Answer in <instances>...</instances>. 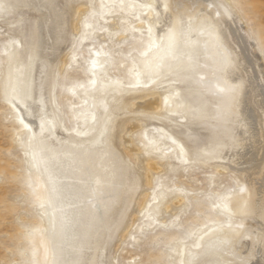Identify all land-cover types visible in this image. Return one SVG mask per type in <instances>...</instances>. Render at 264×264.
<instances>
[{"label":"rangeland","instance_id":"obj_1","mask_svg":"<svg viewBox=\"0 0 264 264\" xmlns=\"http://www.w3.org/2000/svg\"><path fill=\"white\" fill-rule=\"evenodd\" d=\"M142 1L0 0V264L49 260L44 185L31 163L34 139L29 135V146L23 144L25 124L9 98L20 64L18 91L23 97L38 90L43 113L57 119L48 124L55 157L79 200L72 232L62 235L61 227L52 245L51 264H88L93 256H108L109 264H264L255 245L264 239V193L256 175L247 176L249 167L233 164L246 152L237 143L243 117L236 114L238 86L228 77L236 71V52L218 28H224L221 2L240 16L264 58V0H160L161 15ZM192 12L199 23L191 32L198 47L194 71L184 47L182 58H161L158 83L141 75L140 62L151 61L150 52L161 47L152 30L177 23L187 31ZM176 88L187 98L185 90H199L192 113ZM157 99L158 110L145 107ZM98 128L100 142L93 146ZM219 142L228 158L222 162ZM243 204L248 212L237 211ZM214 227L241 231L195 251Z\"/></svg>","mask_w":264,"mask_h":264},{"label":"bare ground","instance_id":"obj_2","mask_svg":"<svg viewBox=\"0 0 264 264\" xmlns=\"http://www.w3.org/2000/svg\"><path fill=\"white\" fill-rule=\"evenodd\" d=\"M217 1L218 0H216V2ZM143 3L144 4L150 3L154 5L155 7L154 12L156 15L162 14L161 7L163 9V4L160 2V0H146V1H142V4ZM218 3L221 4V7L223 6L225 8L224 11H221L223 12V14H222V17H220L221 21L223 22L224 28L222 30L221 27L218 26V28H220L221 30L219 32H221L222 35L224 34L223 36V38L225 39L224 41L229 42L231 47H233L236 52V55H235V60L237 62V64L235 65L236 71L231 70L228 77H229V80L232 81L234 85L238 86L239 95L237 97V102L239 103V105H238V111L236 112V114L243 116L240 119V121H238L239 122L238 127H239V132L241 134V139H239V141L237 140L238 141L237 143L239 144V147L246 150V152L243 153L244 156L242 159L235 161L233 164L236 167H242V166H247V168L249 167L248 168L249 171H247V168L244 169L243 167L240 169L246 170L248 174L247 176L251 175L250 180L254 179V178L252 179V177H254L252 175H256L255 178L260 184L259 189H262L261 193L262 192L264 193V169L262 173L260 171L261 170L260 167L262 168L263 167L262 165L264 164V137H263L264 136V58L262 56V53L256 48V44L252 40V37L250 34L251 31H249V28L247 26L242 24V19L240 18V16L233 13L230 8H229L230 10H228V8H226L224 3L223 4L221 2H218ZM170 12H172V10ZM178 14L179 13H177L176 15ZM169 15H171V13ZM196 15H197L196 13L192 12L191 15L187 16L186 24L189 27V30L187 31H186V27L179 29L177 23L176 25L170 26L166 31H162L161 33L159 30H157V27H155L152 30L153 36L157 40V43L161 45V47L159 49L154 48L153 51L150 52V55L152 56L151 61L149 62L141 61L140 62L139 67H138V72L141 75L151 74L155 77L156 82L158 83V81L161 80V77H162L161 74L163 73V70L161 69V64H162L161 58L166 55L168 56L167 59H171L174 57L182 58L181 52L184 50V47L187 48L190 54L189 58L191 59V61L189 64H190L191 71L192 70L194 71L195 64L197 63L198 47L196 46V43H195L196 41L194 42L193 35L191 34V32L195 26L194 22L195 21L197 22L196 28L199 24L198 21L196 20V17H195ZM41 20L38 21L37 27L35 28L36 29L35 34L37 32L38 34L37 40H39L40 43L44 41V28H43L44 26ZM179 22L182 23L183 21L181 20ZM218 22L219 21L216 20V24H218ZM169 33L172 34L171 39H169ZM183 33L187 34L186 37H183L184 35ZM175 35H176V40L174 38ZM163 36H164V39L162 38ZM37 40L35 38V41ZM38 43L39 42H37V44ZM35 45L33 46V49L34 47L36 48ZM33 52H32L31 57H33ZM53 56H55L54 53H53ZM168 63H170V61ZM178 64L179 63L171 64V67L175 65L178 66ZM21 67H22L21 64L16 66V71H15V74H14V77L12 79L11 86L9 89V98H11L12 102L15 103L16 105V111H15L16 115L18 116V118H21V120L25 124L24 131L22 132V135L24 136L23 141H22L23 144H25L26 147L29 146V142H27L29 135H31L34 139L32 143L34 145V148H33L34 150H32V154H31V163L33 165L35 163V166L37 168L39 167L38 169L40 170L41 175H42V180H43V185H44L43 192H42V200H43L42 211L44 212L46 219H47L46 231H47V239L49 241V249H50L48 252L49 253L48 263H47L46 258L44 262L46 264H51V262H53L55 258V256L53 255L52 245L53 244L56 245L55 242L58 241L59 236L57 235H59V231L61 227H62L61 229L62 235L66 233L68 234L70 232L71 225H72L71 223L75 222L76 216L78 214L76 206L79 204V200L74 190H72L73 187L71 186L69 181H67L65 178L66 177L64 175L65 171L62 169L61 163L59 162L57 157H55L56 151L55 149H53L54 146L52 144V141L54 140L53 138L54 135H53V132L50 133L48 131V128H49L48 124L50 125L52 124L55 126L57 123L56 122L57 119L55 118L54 115H52L49 112L47 114L43 113L44 108H42L39 105V101L36 102V98H38L37 97L38 90L36 91L34 90L32 94L28 93L27 95H23V97L20 95V92L18 91L19 88L21 87V84H20L21 82L18 79L20 74H22L20 71ZM26 77L27 78H25V81L27 79L29 80L30 74H27ZM170 86L171 84L169 85V87ZM26 89L27 87L25 88V90ZM175 90L178 93L180 91V88H176ZM185 91L186 93H188V98L185 97L184 95H179L180 93H178L177 96L182 99L183 103H186L187 106H185L184 108L190 114L192 113V108L198 107L197 101L202 95L196 92V91H199L198 89H195V90L188 89ZM49 94L50 93L46 90L44 92L45 98H47L46 96H48ZM48 101L49 100H47V103ZM157 101L158 99L155 102L154 101L147 102L145 107L153 109V110H158L160 106L157 103ZM106 120L107 118L104 120V122ZM104 122L102 123V126L104 125ZM99 131H100V128L97 129V132H95L94 137L91 138L89 141L91 144H93V146L97 145L100 142L99 141L100 137L98 133ZM185 132L189 133L190 131L185 130ZM191 136H193L192 133H190L186 138L189 141H191L190 140ZM242 143H245V144H242ZM215 148H217V150L212 149V148L211 150L213 151L215 150L217 152L220 149L221 151L219 152L221 153L224 152L223 142H219L217 143V145L215 144ZM195 151L198 152L199 149H196ZM219 156H221L220 158L221 162L222 160L223 161L228 160L227 156L225 155V152L222 154H219ZM247 178L249 179V177ZM135 189H136V186L134 184L130 185L128 194H130L131 192H134ZM256 195L258 197L259 194H256ZM257 199H255L254 202L256 201V203H259ZM130 201H131V198H130ZM257 205L258 204H256L255 206ZM154 208H155V212H157L156 210L157 206H154L152 209ZM248 208H247V205L243 204V207L239 206L237 208V211L241 212L243 210L242 212H246ZM57 209L59 210V219H58ZM261 217H262L261 220L264 222V215L262 214ZM58 220H59V223H58ZM240 231L241 230L234 232L231 229H227L226 232H221L220 228L218 227L211 228V230L208 233L202 234V236L200 237L201 246L197 248H193V249L195 251L204 250L209 246V244H211V242L215 238H220V239L225 240V238H227L228 235H231V236H237L238 234L240 235ZM199 232L202 233V228H200ZM68 237L71 238L70 236ZM68 237H66L65 242L66 240L69 239ZM255 245L256 247L258 245V248H257L258 252L260 251L261 254L264 256V239L263 238L258 239V241L255 242ZM184 252L185 251H183V256H184ZM54 254L57 255L55 260H59L61 255H59V253L57 254V251H55ZM261 262L262 261L260 260V263ZM109 263L110 262H109L108 256H105L103 260L102 259L98 260V257L93 256V258H91L90 261L88 262V264H109ZM73 264H77V263H73Z\"/></svg>","mask_w":264,"mask_h":264},{"label":"snow or ice","instance_id":"obj_3","mask_svg":"<svg viewBox=\"0 0 264 264\" xmlns=\"http://www.w3.org/2000/svg\"><path fill=\"white\" fill-rule=\"evenodd\" d=\"M172 38V34L171 33H169V39H171Z\"/></svg>","mask_w":264,"mask_h":264}]
</instances>
